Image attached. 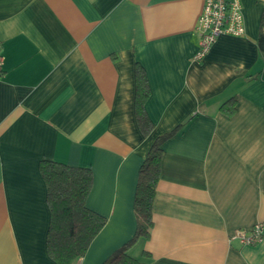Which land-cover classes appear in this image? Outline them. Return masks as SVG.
<instances>
[{
    "label": "crops",
    "instance_id": "obj_1",
    "mask_svg": "<svg viewBox=\"0 0 264 264\" xmlns=\"http://www.w3.org/2000/svg\"><path fill=\"white\" fill-rule=\"evenodd\" d=\"M245 33L194 61L204 0H0V264H58L39 164L90 167L86 204L106 219L73 264H103L131 241L140 168L158 137L153 227L128 254L144 264H264L233 239L264 222V0H241ZM146 74L153 131L135 114ZM236 96V112L221 105ZM147 253V254H145Z\"/></svg>",
    "mask_w": 264,
    "mask_h": 264
},
{
    "label": "trees",
    "instance_id": "obj_2",
    "mask_svg": "<svg viewBox=\"0 0 264 264\" xmlns=\"http://www.w3.org/2000/svg\"><path fill=\"white\" fill-rule=\"evenodd\" d=\"M258 46L264 56V9L261 16ZM150 89L144 69L136 68L135 114L143 135L153 131V123L147 115L145 103ZM236 96L226 100L221 112H236ZM177 129L158 137L151 146L141 168L135 194L134 208L138 228L134 238L115 250L103 264H144L128 254V249L139 237L148 239L153 227V202L160 177L162 144ZM47 188L50 208V225L47 235L49 255L58 264H73L82 257L93 239L106 223L105 217L88 208L86 201L93 187V171L90 167H74L52 159H42L39 164ZM147 254V253H145Z\"/></svg>",
    "mask_w": 264,
    "mask_h": 264
},
{
    "label": "built area",
    "instance_id": "obj_3",
    "mask_svg": "<svg viewBox=\"0 0 264 264\" xmlns=\"http://www.w3.org/2000/svg\"><path fill=\"white\" fill-rule=\"evenodd\" d=\"M197 33L199 46L193 57L202 60L217 38L222 34L241 36L245 33L244 15L241 0H204L199 17ZM3 69V57L0 54V76ZM264 238V222L255 224L251 229H239L234 235L240 245L255 246Z\"/></svg>",
    "mask_w": 264,
    "mask_h": 264
}]
</instances>
